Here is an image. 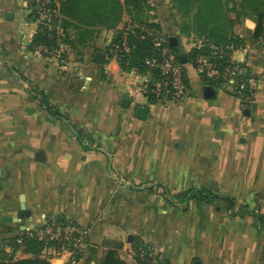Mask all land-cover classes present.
Here are the masks:
<instances>
[{
  "label": "crops",
  "instance_id": "1",
  "mask_svg": "<svg viewBox=\"0 0 264 264\" xmlns=\"http://www.w3.org/2000/svg\"><path fill=\"white\" fill-rule=\"evenodd\" d=\"M118 1L115 28L94 16L65 27L70 19L61 11L67 52L58 61L33 46L38 25L26 0H0V248L11 253V239L63 218L88 230L84 264H100L107 243L125 248L137 240L154 245L166 264H264V229L254 217L264 214V36L233 2L224 36H200L195 9L185 17L172 0ZM78 2L85 10L96 5ZM128 21L158 24L183 53L227 44L258 80L250 108L205 82L192 63L182 99L131 100L129 79L108 54ZM138 106L147 109L144 118ZM212 185L234 200L235 215L222 202L176 198ZM29 256L25 245L14 253Z\"/></svg>",
  "mask_w": 264,
  "mask_h": 264
},
{
  "label": "built area",
  "instance_id": "2",
  "mask_svg": "<svg viewBox=\"0 0 264 264\" xmlns=\"http://www.w3.org/2000/svg\"><path fill=\"white\" fill-rule=\"evenodd\" d=\"M27 5L36 16L37 32L47 28L54 31L49 36L55 37L52 45H36L35 49L47 58L63 61L67 47L62 36L61 11L58 0H26ZM124 28L122 40L109 44L108 54L111 60L119 64V59L130 50L128 32L140 28L149 36L142 34L141 38L149 37L153 41L158 58L147 59L145 72L131 68L123 70V76L129 74L134 81L128 86L131 100L138 103L142 97L154 98L157 102H171L182 99L187 93L186 71L177 55L168 46L169 37L163 31H154L128 21ZM123 29V28H122ZM201 48V47H199ZM229 49V48H228ZM223 52V49H216ZM229 58L225 64L218 62L213 56L200 53L195 58V72L207 80L221 82L224 88L235 95L242 108H250L258 87V80L247 73L241 63ZM120 66V65H119ZM27 235L44 243L41 256L59 264H84L83 257L89 250L88 230L86 227L68 219L54 218L46 220L27 233L19 234L17 243L23 245V237ZM19 255L20 252H17ZM120 255L128 264H158L156 251L148 245L125 247L120 249Z\"/></svg>",
  "mask_w": 264,
  "mask_h": 264
},
{
  "label": "trees",
  "instance_id": "3",
  "mask_svg": "<svg viewBox=\"0 0 264 264\" xmlns=\"http://www.w3.org/2000/svg\"><path fill=\"white\" fill-rule=\"evenodd\" d=\"M79 0H62L60 4V11L66 15L70 20H66L65 27H67L70 21L76 23H85L86 18L97 17L99 20V25L106 28H115L118 21V16L123 10V6L118 0H93L96 4L95 7L89 9H83ZM132 1L135 4L144 3L147 0H126V4ZM176 6L183 12L184 16L187 17L192 9L196 10L194 21L196 22V28L198 29V34L200 36H224V29L226 24L229 22L227 17L228 3L233 2L236 9L238 7L239 13L244 17H251L256 23L255 34L257 36H264V0H172ZM61 12V13H62ZM36 19V16L34 14ZM127 24V23H126ZM123 29L116 30V33L113 38V42H120L124 33ZM141 26L154 31H162L160 26L156 23H143ZM66 29V28H63ZM54 35V31H50L47 28H44L43 31L36 33L33 46L36 45H52L55 43L56 36H49V34ZM142 34L149 36L147 32L136 28L133 31L128 32L129 36V45L130 50L128 53H125L119 59V65L123 70H130L134 68L139 72H145L147 70L146 60L158 58V53L154 47L153 41L149 37L141 38ZM168 36V35H167ZM66 39V35L64 40ZM168 46L172 51L177 55L178 61L180 62V56L185 55L187 63H194L195 58L200 53H205L214 57L218 62H222V65L225 64L226 60L229 58V49L228 45L224 47H217L216 49H223V52H218L216 49H212L209 46H202L201 48H194L189 53L180 52L177 47L170 45L168 41ZM110 46H108L109 49ZM181 63V62H180ZM185 69V64L182 63ZM244 68L247 67L244 64H241ZM249 75L250 72L247 70ZM187 74V73H186ZM254 76V75H253ZM187 77V76H186ZM255 77V76H254ZM212 84L221 85V82L215 80H208ZM187 82V78H186ZM152 102H156V99L150 98ZM42 103L45 107L53 113L58 114L56 111H53L52 107L43 99ZM217 186L212 185L208 188L202 187L199 189L191 188L187 191L179 194L176 198L182 202L189 204L191 200H196L200 203L210 204L213 202H222L224 209L229 215H235L236 212H232L235 207V202L232 198L227 196H222L216 194ZM166 189V188H165ZM189 206V205H188ZM245 209V207L239 208ZM255 224L258 230L264 229V214L256 212L254 214ZM18 236L10 240V244L13 247V252L9 253L5 249L0 248V264H53L51 261L41 256L42 250L44 249V243L37 241L36 239L25 235L23 237V245L29 257L22 259H15L14 253L17 249L20 248V245L17 243ZM89 243V240H88ZM134 247L142 246L143 242L135 241L132 244ZM106 248L102 254L100 264H128V262L123 259L120 255V249L122 244L119 242H110L107 243ZM158 257V255H157ZM158 264L163 263L158 257Z\"/></svg>",
  "mask_w": 264,
  "mask_h": 264
},
{
  "label": "water",
  "instance_id": "4",
  "mask_svg": "<svg viewBox=\"0 0 264 264\" xmlns=\"http://www.w3.org/2000/svg\"><path fill=\"white\" fill-rule=\"evenodd\" d=\"M169 43H170V45L171 46H173V47H177L178 45H179V41H178V37H176V36H170L169 37ZM96 59L97 60H102V53L101 52H98L97 54H96ZM180 62L181 63H184V64H186L187 63V59H186V56L185 55H181L180 56ZM214 95V90H213V88L212 87H207L206 89H205V96H207V97H211V96H213ZM128 99H124L123 100V102L126 104H128ZM146 113H147V109L144 107V106H138L137 107V110H136V116L137 117H139V118H144L145 116H146ZM245 113H249V110L247 109V110H245ZM2 219L3 220H6V219H10V217H7V216H3L2 217ZM128 241L129 242H133L134 241V235H129L128 236ZM90 250L91 251H93V252H96L97 250L95 249V247L94 246H91L90 247Z\"/></svg>",
  "mask_w": 264,
  "mask_h": 264
},
{
  "label": "rangeland",
  "instance_id": "5",
  "mask_svg": "<svg viewBox=\"0 0 264 264\" xmlns=\"http://www.w3.org/2000/svg\"><path fill=\"white\" fill-rule=\"evenodd\" d=\"M66 36H67V34H65ZM62 36H64V29L62 28ZM178 49L180 50V52H182V47L179 45L178 46ZM188 64H190V61L188 62ZM186 76H187V74H186ZM127 77H128V79H129V83H130V85H133L134 84V81H133V78L129 75V74H127ZM205 82H208V80H206ZM223 87V86H222ZM143 100H144V98H141L140 99V102H143ZM154 246V245H153ZM153 246H150L151 248H153L154 249V247ZM155 250V249H154Z\"/></svg>",
  "mask_w": 264,
  "mask_h": 264
}]
</instances>
